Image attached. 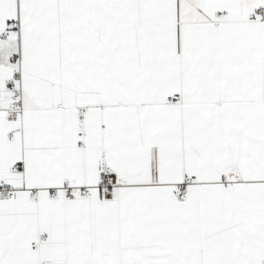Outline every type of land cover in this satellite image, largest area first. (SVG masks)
I'll return each instance as SVG.
<instances>
[{
  "label": "snow or ice",
  "instance_id": "snow-or-ice-1",
  "mask_svg": "<svg viewBox=\"0 0 264 264\" xmlns=\"http://www.w3.org/2000/svg\"><path fill=\"white\" fill-rule=\"evenodd\" d=\"M0 264H264V0H0Z\"/></svg>",
  "mask_w": 264,
  "mask_h": 264
}]
</instances>
